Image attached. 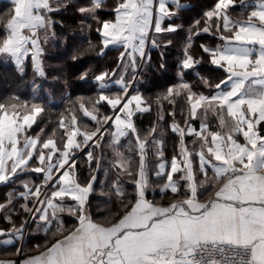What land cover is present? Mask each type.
I'll return each mask as SVG.
<instances>
[{"label": "snow or ice", "instance_id": "obj_1", "mask_svg": "<svg viewBox=\"0 0 264 264\" xmlns=\"http://www.w3.org/2000/svg\"><path fill=\"white\" fill-rule=\"evenodd\" d=\"M190 7L10 0L0 54L33 75L29 97L0 96V244L15 246L0 264H264V0H210L185 27ZM113 51L74 75L89 94L66 91L48 119L42 85L67 89L69 61Z\"/></svg>", "mask_w": 264, "mask_h": 264}, {"label": "trees", "instance_id": "obj_2", "mask_svg": "<svg viewBox=\"0 0 264 264\" xmlns=\"http://www.w3.org/2000/svg\"><path fill=\"white\" fill-rule=\"evenodd\" d=\"M186 1V0H185ZM189 3L188 4H190L191 5V7L190 8H187V9H184L183 11H182V13H181V20H178L177 21V23H183L184 25H185V27L195 18V17H197L201 12H202V10L206 7V5H208L209 3H210V0H187ZM9 7H10V5L9 4H7V3H5V4H1L0 3V15H1V13H5V11H8V9H9ZM60 18V16L59 15H57V19H59ZM63 18H64V20H65V22H66V25H68L69 26V28H73V29H75L76 30V34H77V36H79V25H78V23H77V21H76V19L72 16V13H71V11H69L68 13H64L63 14ZM57 31L58 32H60L61 31V29H60V26L59 25H57ZM93 40H95V34H93ZM184 39V32L183 31H181V32H179L176 36H175V40H176V42L177 43H179L180 41H182ZM201 39H203V37L201 38ZM200 41L198 40L197 41V44L199 43ZM55 50H58V49H55ZM54 51V48H52V46H51V51L49 52V56L50 57H48V59H52V58H56L57 57V53H55V52H53ZM175 49H171L170 50V53H169V56H170V58H171V56L175 53ZM115 51H113V52H110V53H114ZM110 53H109V55L107 56V60L105 61V59H103V60H94L92 57H89V58H87L89 61H88V63L89 62H91V63H98V64H101L102 63V61L104 62L103 64H108V65H112L113 64V62H114V60H115V57H116V55H117V53L116 54H113V55H110ZM157 57H158V54L156 53V52H153V58H154V60L155 59H157ZM87 59H85V60H82L81 62H86V60ZM81 62L78 64L79 66H80V68H77V67H79L78 65L77 66H75V64H73L72 62L71 63H69V64H67V66L64 68V72H66L67 74H68V84H69V87H70V85H73L75 88H78V87H80L81 85H87L89 88H90V84L89 83H87V82H81V81H77V80H75L73 77H74V75H76V74H78L80 71H82L83 70V68H85L86 66L85 65H80L81 64ZM71 64V65H70ZM9 66L7 67V68H5L4 70H2L1 68H0V70L3 72H0V78L2 79V77H4L5 78V85H3V84H1L0 85V91H2L3 92V89L4 88H6V89H8V91H9V93H13V92H18L20 95L21 94H23L22 92L24 91V93H27L29 90H30V86H31V80H30V77H31V75H30V73H29V67H28V65L26 66V71H25V74H24V76L23 77H21L20 75H18L17 74V71L15 70V68H14V65L13 64H11V63H9L8 64ZM70 66H71V68H70ZM73 66V67H72ZM10 67V68H9ZM81 67H82V69H81ZM70 69L73 71H70ZM67 70V71H66ZM55 72L56 71H53L52 73H50L51 75H55ZM165 74L166 73H164L162 76H160V80H161V82H160V85H162L166 80H169V79H171L172 78V75H170V77H168V78H166L165 79ZM169 74V73H168ZM170 74H172V73H170ZM188 79H191V77L189 76V77H187ZM156 83V77H154L153 78V83L152 84H150V85H146V86H144L145 88H146V90L147 91H149V92H155L157 89L155 88V86H154V84ZM53 84H47V83H45V84H43L42 85V87H41V89H40V93L42 92L43 93V95L45 96L46 95V92H45V90L46 89H51V88H53V86H52ZM49 89V90H50ZM44 92H43V91ZM85 95H86V93H84ZM48 95L49 94H47V96H46V98L49 100V98H48ZM75 95H77V93H75L74 95H72V96H75ZM21 97H24V96H22L21 95ZM50 97L52 98L50 101H51V103H50V105H51V107H57L58 105H61V104H63L64 103V101L62 100V101H60V102H58V103H56L55 101H54V99H53V96L50 94ZM60 103V104H59ZM59 107H62V106H59ZM64 107H65V105H64ZM64 107H62V109L64 108ZM62 109H61V111H62ZM48 118V117H47ZM152 117L151 116H146L145 118H144V120H143V123H145V124H147L148 123V121L151 119ZM48 119H50V120H56V119H58V116H56V117H54V118H48ZM84 120H86V119H84ZM166 152H168L169 154H171V148H170V146L169 147H167L166 148ZM125 179H127V178H125ZM97 188H98V190H99V198H97L95 195H93L92 196V200H93V204L95 205L97 202H99L100 204H101V206L103 205V201H105L106 199H107V196H106V193H107V191H108V189H107V187H105L104 188V190H103V192H101V190H100V185L98 184V186H97ZM3 192H4V188L2 187V188H0V193L3 195ZM1 195V196H2ZM30 239H33V241L31 242V243H42L43 242V234L42 235H37V236H34V237H28V238H26V242L28 243V241L30 240Z\"/></svg>", "mask_w": 264, "mask_h": 264}, {"label": "rangeland", "instance_id": "obj_3", "mask_svg": "<svg viewBox=\"0 0 264 264\" xmlns=\"http://www.w3.org/2000/svg\"><path fill=\"white\" fill-rule=\"evenodd\" d=\"M7 13V11H5V13L3 12V13H1V15H3V14H6ZM51 51V45H48L47 46V56H45V60H46V62L47 63H50V64H56L58 61H57V57L56 58H52V59H48V57H50L49 56V52ZM53 52H55V53H57L58 52V50H55L54 49V51ZM113 54H116V52H114V53H110V55H113ZM105 59V61L108 59L107 57L106 58H104ZM88 59L86 60V62H81V64L80 65H85L86 67L88 66V64L90 63H88ZM9 63H11L10 62V60L9 61H5V59H4V57H3V54H0V68L2 69V70H4L5 68H7L9 65ZM69 63H71L70 61L68 62V64ZM103 61H102V65H103ZM12 64V63H11ZM28 65V67H29V73H30V75H31V77H30V80H32V75H33V73H32V68H31V64H30V59H29V61L27 62V64H26V66ZM71 65V64H70ZM78 64H75V66H77ZM7 66V67H6ZM79 66V65H78ZM73 67V66H72ZM10 68V67H9ZM70 68H71V66H70ZM77 68H80V66L79 67H77ZM81 69H82V67H81ZM6 70V69H5ZM54 70L52 69V68H49L48 69V72H49V76H52L50 73H52ZM67 71V70H66ZM70 71H72L71 69H70ZM0 72H2L1 70H0ZM73 72V71H72ZM3 73V72H2ZM58 73L57 72H55V75H57ZM170 75H172V74H168V73H166L165 74V79L166 78H168V77H170ZM5 78L4 77H2V79L0 78V85L1 84H3V85H5ZM160 82H161V80H160V76L159 77H156V83L154 84V86H155V88L157 89V86H159L160 85ZM53 86V88H49V89H47L48 90V92H47V94H49L48 95V98H49V100H51L52 98L50 97V94L53 96V99H54V101L56 102V103H58V102H60V101H62L63 99H62V97L64 96V94H65V92L67 91V92H70L71 93V95H74L75 93H77V94H84V93H86V95L87 94H89V87L86 85H81L80 87H78V88H75L73 85H70V87L68 86V88L66 89L64 86H63V83L61 82V83H58V84H53L52 85ZM43 91V90H42ZM44 92V91H43ZM23 94H21L22 96H24V97H22V98H26V97H29L30 95H31V93H30V90L27 92V93H24V91L22 92ZM6 94H9V91H8V89H6V88H4L3 89V92L2 91H0V96H3V95H6ZM40 95L41 96H44L43 95V93L41 92L40 93ZM73 97H75V96H73ZM60 104V103H59ZM64 103L63 104H61V105H58L57 107H51V105H49V107H50V109H51V112H50V115L48 116V118H54V117H56V116H58V113L61 111V109H62V107H64ZM59 106H62V107H59ZM64 109V108H63ZM62 109V110H63ZM81 116H82V113H81ZM84 119H86L85 120V122H89L88 121V118H84ZM38 130V129H37ZM97 186H98V184L96 185V188H97ZM95 193H99V190H98V188H97V191L95 192ZM2 194L0 193V196H1ZM39 236V235H42V233H40V234H35V235H33L32 237H34V236ZM33 241V239H30L29 241H28V243L29 244H31V242Z\"/></svg>", "mask_w": 264, "mask_h": 264}, {"label": "crops", "instance_id": "obj_4", "mask_svg": "<svg viewBox=\"0 0 264 264\" xmlns=\"http://www.w3.org/2000/svg\"><path fill=\"white\" fill-rule=\"evenodd\" d=\"M182 2L183 3H187V4L189 3L187 0L186 1L185 0H182ZM247 2L250 3V4H254L255 3V0H247ZM0 3L1 4L7 3V4L10 5V0H0ZM108 3L111 4L112 3V0H108ZM241 139H242V137H241ZM166 155L170 159L171 154H169L168 152H166ZM153 179H154V183H158L159 182V181H156L155 178H153ZM0 188H2V186H0ZM93 195H95L97 198H99V193H94ZM149 198H152L151 193H149ZM157 198H158V196H157ZM0 239H2V238H0ZM27 244H28L29 247H31L32 245H34L36 243H31V244L27 243ZM14 247L15 246H3L2 244H0V259H8V258H11L8 254L10 252L14 251Z\"/></svg>", "mask_w": 264, "mask_h": 264}]
</instances>
